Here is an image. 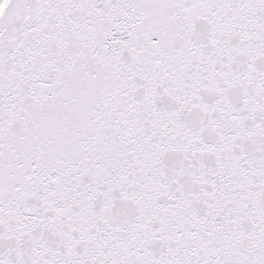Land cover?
<instances>
[{"label": "snow or ice", "instance_id": "1", "mask_svg": "<svg viewBox=\"0 0 264 264\" xmlns=\"http://www.w3.org/2000/svg\"><path fill=\"white\" fill-rule=\"evenodd\" d=\"M0 264H264V0H0Z\"/></svg>", "mask_w": 264, "mask_h": 264}]
</instances>
